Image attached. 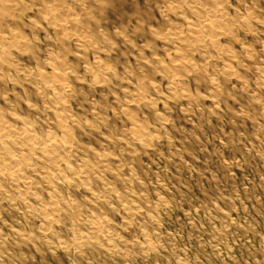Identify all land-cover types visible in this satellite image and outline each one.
Returning a JSON list of instances; mask_svg holds the SVG:
<instances>
[{"label": "rangeland", "instance_id": "obj_1", "mask_svg": "<svg viewBox=\"0 0 264 264\" xmlns=\"http://www.w3.org/2000/svg\"><path fill=\"white\" fill-rule=\"evenodd\" d=\"M183 1L0 0V120L69 141L105 199L57 182L79 209L46 225L1 176L0 264H264V0ZM92 216L113 240L78 244Z\"/></svg>", "mask_w": 264, "mask_h": 264}, {"label": "bare ground", "instance_id": "obj_2", "mask_svg": "<svg viewBox=\"0 0 264 264\" xmlns=\"http://www.w3.org/2000/svg\"><path fill=\"white\" fill-rule=\"evenodd\" d=\"M118 1V0H117ZM186 1V0H185ZM183 1V2H185ZM192 1V0H191ZM196 2V0H194ZM193 1V2H194ZM32 2V1H31ZM182 1H180L181 3ZM200 2V1H199ZM122 3V2H120ZM190 3L187 1V4ZM192 3V2H191ZM198 2L194 3L197 4ZM186 4V5H187ZM9 5V4H8ZM46 5V3H45ZM190 5V4H189ZM192 4V6H194ZM197 9V7H194ZM36 9V8H35ZM39 9V8H38ZM192 9V8H191ZM40 10V9H39ZM17 11V10H16ZM73 11V10H72ZM25 12V11H24ZM61 12V11H60ZM70 13V12H68ZM194 14V13H193ZM7 15V14H6ZM147 15H149L147 13ZM186 15V14H185ZM197 15V14H196ZM248 15V14H247ZM9 16V15H8ZM206 16V15H204ZM208 16V15H207ZM249 16V15H248ZM72 17V16H71ZM2 18V17H1ZM205 18V17H204ZM208 17L205 18V20L207 19ZM215 18V17H214ZM213 18V19H214ZM223 20V18H221ZM220 19V20H221ZM70 20V19H69ZM188 20V19H187ZM210 20V19H209ZM208 20V21H209ZM29 21V20H28ZM64 21V20H63ZM215 21V20H214ZM233 21V20H232ZM58 22V20H57ZM191 22V21H190ZM207 22V21H206ZM224 22V21H222ZM56 23V22H55ZM197 23V22H196ZM201 23H204V22H201ZM200 23V24H201ZM245 23V22H244ZM193 24V23H192ZM199 24V25H200ZM208 23H206L207 25ZM220 24V23H219ZM218 24V25H219ZM210 25H211V22H210ZM201 26H205V25H201ZM224 26V25H223ZM178 27V26H177ZM222 27V26H221ZM63 28V27H62ZM198 28V26H197ZM223 28V27H222ZM227 28V27H226ZM212 29V28H211ZM191 30V29H190ZM197 30V29H196ZM206 30V29H205ZM218 30V29H215V31ZM223 30V29H222ZM10 31V30H9ZM203 31V30H202ZM198 32V30L196 31ZM206 32V31H204ZM193 33V32H191ZM190 33V34H191ZM201 32H199L200 34ZM212 33V32H211ZM101 34V33H100ZM222 34V33H221ZM223 34H224V31H223ZM228 34V33H227ZM230 34V33H229ZM214 35V34H213ZM216 36V35H215ZM219 36V34H218ZM20 37V36H19ZM186 37V36H185ZM202 37V36H201ZM203 38V37H202ZM184 39V38H182ZM198 39V37H197ZM212 40V39H211ZM218 40V39H217ZM205 41V40H204ZM6 42V41H4ZM8 42V41H7ZM191 42V41H190ZM195 42H196V39H195ZM202 43V42H201ZM9 44V43H8ZM202 45H204L205 47V44L202 43ZM20 46V45H19ZM215 46V45H214ZM263 46V45H262ZM219 47V45H218ZM177 48V47H176ZM209 48V47H208ZM220 48V47H219ZM226 50V49H225ZM26 51V50H25ZM1 53V52H0ZM224 53V52H223ZM247 54V53H246ZM34 56V55H33ZM3 57V56H2ZM28 57V56H27ZM58 57V56H57ZM206 57V56H205ZM231 57V56H230ZM233 57V56H232ZM177 58V57H176ZM204 58V57H203ZM220 59V58H219ZM59 61V60H57ZM145 61V60H144ZM13 63V62H12ZM11 63V65H12ZM187 63V62H186ZM62 64V63H61ZM180 64V63H179ZM10 65V64H9ZM181 65V64H180ZM184 65V64H182ZM181 65V66H182ZM38 66V65H36ZM185 67V66H184ZM67 69V68H66ZM230 69V68H229ZM109 70V69H108ZM263 70V69H262ZM234 71V69H233ZM20 72V71H19ZM5 73V72H4ZM45 73V72H44ZM224 73V72H223ZM226 73V72H225ZM233 73V72H232ZM3 74V72H2ZM59 74V73H57ZM235 74V73H234ZM65 74L62 73V77L64 76ZM84 75V74H83ZM94 75V74H93ZM44 76V75H42ZM40 77V76H39ZM51 77H52V74H51ZM59 77V76H58ZM2 78V77H1ZM233 78V77H232ZM235 78V77H234ZM62 79V78H61ZM3 80V79H2ZM50 80V79H49ZM67 80V78H66ZM123 80V79H122ZM63 82L65 80H62ZM52 83H56V81H51ZM61 82V80L59 81ZM255 82V81H254ZM96 83V82H95ZM47 84V83H46ZM61 84V83H60ZM69 84V83H68ZM139 84V83H138ZM34 85V84H33ZM51 85V84H50ZM59 85V84H58ZM65 85V84H64ZM70 85V84H69ZM97 85V84H96ZM231 85V84H230ZM23 86V85H22ZM36 86V85H35ZM48 86V85H47ZM53 86V85H52ZM56 87V84L54 85ZM37 87V86H36ZM4 88V87H3ZM25 88V87H24ZM51 88V87H50ZM63 88V87H61ZM15 89V88H14ZM27 89V88H26ZM56 89V88H55ZM64 89V88H63ZM60 91V90H58ZM57 91V92H58ZM71 91V90H70ZM5 93V91H3ZM69 92V90H68ZM16 94V92H15ZM63 95H65V93H62ZM68 94V93H67ZM254 94V93H253ZM24 95V94H23ZM40 95V94H39ZM17 96V95H16ZM48 96V95H47ZM8 97V96H7ZM53 97V96H52ZM68 97V96H67ZM66 97V98H67ZM51 98V97H50ZM44 99V97H43ZM27 100V99H26ZM54 100V99H53ZM52 100V101H53ZM28 101V100H27ZM31 101V100H30ZM150 101V100H149ZM9 102V101H8ZM51 103V102H50ZM53 103V102H52ZM59 103V102H58ZM116 103V102H115ZM118 104V103H117ZM17 105V104H16ZM36 105V104H35ZM48 105V104H47ZM66 105V104H65ZM78 105V104H77ZM13 106V105H12ZM55 106V105H54ZM1 107V106H0ZM63 107V106H62ZM66 107V106H65ZM5 108V107H4ZM13 108V107H12ZM48 108V107H47ZM32 109V108H31ZM44 109V108H43ZM67 109V108H66ZM1 110V108H0ZM47 110V109H46ZM166 110V109H165ZM2 111V110H1ZM12 111V110H11ZM26 111V110H25ZM65 111V110H64ZM72 111V110H71ZM83 111V110H82ZM61 112V110H60ZM63 112V111H62ZM94 112V111H93ZM13 113V112H12ZM16 113V111L14 112ZM67 113V112H66ZM2 114L3 111H2ZM31 114V113H30ZM15 115V114H14ZM28 115V114H27ZM241 115V114H240ZM13 116V114H12ZM16 116V115H15ZM14 116V117H15ZM30 116V115H29ZM36 116V115H35ZM48 116V115H47ZM68 116V115H67ZM126 116V115H125ZM28 117V116H27ZM29 118V117H28ZM61 118V117H60ZM73 118V117H71ZM21 119H25V118H21ZM65 119V118H64ZM130 119V118H129ZM11 120V119H10ZM19 120V119H18ZM66 120V119H65ZM64 120V121H65ZM69 120V119H68ZM28 121V119H27ZM44 121V120H43ZM48 121V120H47ZM19 122V121H18ZM31 122V121H30ZM34 122V121H33ZM59 122V121H58ZM68 122V121H67ZM70 122V121H69ZM16 124V122H14ZM45 123V122H44ZM64 122L62 121L61 124H59L63 129V131H65V129H68L69 128L67 127L66 123L63 124ZM79 123V122H78ZM24 124V122H23ZM22 124V126H23ZM31 124V123H30ZM35 124V122H34ZM81 124V123H80ZM14 125V124H13ZM76 125V124H74ZM15 127H12L11 125H8L7 123H5V121H1L0 120V140L2 141V146L0 147V177L3 176V178H7L13 185V189L18 191V197L15 196V198H20L22 200V203H26V204H29V206H27V208L29 207L31 209V211H33L35 214L38 213L39 215H41V218H43L45 220V223L47 225V223H51V222H57L61 219V217H63V214L62 213H68L69 215V212L72 213L73 215V212H76V209H79L78 206L75 204V202H73L71 199L68 200V199H61L59 195V191L57 190L56 188V183L57 182H61L62 184H66V185H69V186H76V187H80L81 185L82 186H85L84 188L87 190H90L91 193H92V198L93 200L95 201H104L102 200L103 196L100 195V193H97L95 191H93V189L91 187H89V181L87 179H89V177H85L86 174L85 172L87 171V167L84 166L85 170L84 171L82 168L83 167H80L78 168L77 166H75L73 164V146L72 144L65 140L66 142L62 141V140H59L58 138H61L58 136V138L56 136H52V135H49L50 138H48L45 140L40 137V135H37L36 133L33 132V130L30 128L29 131H26L24 129L23 130V133H19V131L21 130H18V125H14ZM20 126V125H19ZM25 126V124H24ZM23 126V127H24ZM73 126V125H72ZM27 127V126H26ZM57 127H59L57 125ZM71 127V126H70ZM18 128V129H16ZM21 128V127H20ZM35 128V127H34ZM49 128V127H48ZM51 128H49L50 130ZM27 130H28V127H27ZM48 130V132H49ZM73 130V129H71ZM83 130V129H82ZM39 131V130H37ZM51 132V131H50ZM67 133V131H65ZM42 133V132H41ZM52 133H54V131H52ZM64 133V132H63ZM69 133V132H68ZM71 133V132H70ZM89 133V132H88ZM39 134V132H38ZM44 134V132H43ZM57 134V133H56ZM65 134V133H64ZM63 134V135H64ZM86 134V133H85ZM138 134V133H137ZM54 135V134H53ZM67 135V134H66ZM69 135V134H68ZM72 135V133H71ZM70 135V136H71ZM42 136V134H41ZM62 136V135H61ZM65 137V135L63 136ZM73 137V136H72ZM141 137V136H140ZM57 138V139H56ZM66 138V137H65ZM78 138V137H76ZM138 138V137H137ZM136 138V139H137ZM69 140V138H67ZM73 139V138H72ZM87 139V138H86ZM135 139V140H136ZM145 139V138H144ZM96 140V139H95ZM71 141V139H70ZM100 141V140H98ZM143 142V141H142ZM1 144V143H0ZM86 144V143H85ZM76 145V144H75ZM77 147V146H76ZM86 148V147H85ZM99 149V148H98ZM77 150V149H76ZM95 150V149H94ZM80 153V152H79ZM83 153V151H82ZM81 153V154H82ZM103 153V152H102ZM100 154V153H98ZM75 155V153H74ZM83 155V154H82ZM160 155V154H159ZM79 156V155H78ZM262 156V155H261ZM75 157V156H74ZM87 157V156H86ZM95 157V156H94ZM102 157V156H101ZM82 160L84 159L82 156H81ZM80 158V159H81ZM76 159V158H75ZM74 159V161H75ZM79 159V160H80ZM96 160V159H95ZM88 162V161H87ZM104 162V161H103ZM89 163V162H88ZM94 163V162H93ZM92 163V164H93ZM109 163V162H108ZM80 164V163H79ZM91 164V163H90ZM102 164V163H101ZM188 164V163H187ZM77 165V164H76ZM100 165V164H99ZM88 166V165H87ZM102 166V165H101ZM90 167V166H89ZM95 167V166H94ZM93 167V168H94ZM96 167H98L96 165ZM110 167V165H109ZM122 167V166H121ZM133 168V167H132ZM90 169V168H89ZM88 169V170H89ZM92 169V168H91ZM107 171L110 170V169H106ZM95 171V170H94ZM97 171V170H96ZM98 171H99V168H98ZM111 171V170H110ZM40 173V175L42 176V178L44 180H46V182L48 183V185L51 187V191H49V199L47 200H42L39 196H38V193L36 191H34V187L37 186L36 182L34 181V178H31L30 174H38ZM94 173V172H91V174ZM108 173V172H107ZM85 174V175H84ZM95 174V173H94ZM110 174V173H109ZM40 176V177H41ZM89 176V175H88ZM118 176V175H117ZM98 177V176H97ZM6 179V180H7ZM80 179V181L78 180ZM94 179V178H93ZM42 180V179H41ZM84 180H87L88 182L86 183V181ZM91 181V180H90ZM112 181V180H111ZM95 182V181H94ZM127 182V180H126ZM132 182V181H131ZM10 183V184H11ZM43 183V182H42ZM46 183V185H47ZM105 183V182H104ZM2 183H0V189L2 188ZM41 184V183H40ZM60 184V183H58ZM94 184V183H93ZM144 184V183H143ZM104 186V185H103ZM5 187V186H4ZM98 187V186H97ZM112 187V186H111ZM40 188V187H39ZM108 188V187H107ZM110 188V187H109ZM109 188L107 190H109ZM34 189V190H33ZM146 189V188H145ZM6 190V189H5ZM106 190V192H108ZM112 190V189H111ZM133 190V189H132ZM13 191V190H12ZM68 191V190H67ZM66 191V192H67ZM88 191V192H90ZM9 192V191H8ZM39 192V191H38ZM43 192V190H42ZM112 192V191H111ZM116 192V191H115ZM47 193V192H46ZM71 193V192H70ZM90 193V194H91ZM41 194V192H40ZM61 194V193H60ZM68 194V193H67ZM114 194V192H113ZM116 194V193H115ZM119 194V193H118ZM156 194V193H155ZM8 195V194H7ZM42 195V194H41ZM159 195V194H158ZM14 196V195H13ZM13 196H8L10 199L12 200H15L16 199L13 197ZM81 196V195H80ZM134 196V195H133ZM141 196V195H140ZM146 196V195H145ZM7 197V198H8ZM33 197L35 199H37V201H41V203L39 202L40 207H36V205H32L29 203V199ZM62 197V196H61ZM64 197V196H63ZM106 197V194L105 196ZM111 197V196H110ZM113 197V196H112ZM142 197V196H141ZM5 198V197H4ZM32 198V199H33ZM140 198V197H139ZM144 198V196H143ZM3 199V198H2ZM119 199V198H118ZM18 200V199H17ZM117 200V199H116ZM162 200V199H161ZM20 201V200H18ZM35 201V200H34ZM100 201V202H101ZM164 201V200H163ZM10 202V201H9ZM111 202V201H109ZM16 203V202H15ZM19 203V202H18ZM106 203V202H105ZM117 203V202H116ZM119 203V202H118ZM124 203V202H123ZM35 204V202L33 203ZM37 204V205H39ZM109 204V203H108ZM129 204V203H128ZM132 204V203H131ZM127 205L126 206V213L128 214L127 216L131 217L135 212H137V209L135 207V204L134 206L133 205ZM167 204V203H166ZM100 205V204H99ZM15 206V205H14ZM17 206V205H16ZM121 207H122V204H121ZM151 207V206H149ZM108 208V207H107ZM144 208V207H143ZM1 209V208H0ZM14 209V208H13ZM81 209V208H80ZM140 209V207H139ZM160 209V208H159ZM162 209V208H161ZM3 210V209H2ZM27 210V209H26ZM29 210V209H28ZM124 210V209H123ZM85 211V210H84ZM107 212V211H106ZM139 212V211H138ZM79 213V211H78ZM91 213V211H90ZM125 213V214H126ZM30 214V213H29ZM95 214V213H94ZM97 214V213H96ZM33 215V214H32ZM37 215V214H36ZM38 215V217H39ZM77 215V214H76ZM79 215V214H78ZM148 215V214H147ZM31 216V215H30ZM89 216V215H88ZM87 216V217H88ZM126 216V217H127ZM70 217V215H69ZM72 217V216H71ZM78 217V216H77ZM122 217V216H121ZM125 217V218H126ZM151 217V216H150ZM157 217V216H156ZM156 217H153V221L157 220L155 219ZM13 218V217H12ZM66 218V217H65ZM73 218V217H72ZM72 218H69V219H72ZM15 219V218H14ZM68 219V220H69ZM74 219V218H73ZM128 219V217H127ZM16 220V219H15ZM79 220V218H78ZM78 224H82L81 222H83L81 220L78 221ZM87 220V219H86ZM132 220V219H131ZM135 220V219H134ZM85 221V220H84ZM109 221V220H108ZM130 221V219H129ZM158 221V220H157ZM156 221V222H157ZM233 221V220H232ZM60 222V221H59ZM88 222V221H87ZM145 222V221H144ZM159 222V221H158ZM44 223V224H45ZM74 223V221H73ZM85 223V222H84ZM108 223L106 221L105 218L101 217V216H92L90 217V220H89V225H90V231H89V234L87 235H84V234H81L80 232H77L76 231V235H77V240H78V244H84L86 242H90L92 240H96L98 238H100V236L102 235H105L106 237H108L111 233L110 230H109V226H108ZM147 223V222H146ZM191 223V222H190ZM40 224V223H39ZM43 224V225H44ZM51 224H54V223H51ZM78 224L76 226H78ZM42 225V224H41ZM50 225V224H49ZM56 225V224H55ZM72 225V224H71ZM83 225V224H82ZM116 225V224H115ZM129 225V223H128ZM45 226V225H44ZM75 226V227H76ZM23 227V226H21ZM46 227V226H45ZM50 227V226H49ZM58 227V226H57ZM84 227V226H83ZM42 228V227H41ZM147 228V227H146ZM45 231H49V228L46 229V228H43ZM79 229V228H78ZM89 229V228H88ZM130 229V228H129ZM152 229V228H151ZM32 230V229H31ZM51 230V229H50ZM109 230V232H108ZM147 230V229H146ZM40 231V230H39ZM53 231V229H52ZM56 232V231H55ZM142 232V231H141ZM156 232V231H155ZM48 233V232H47ZM85 233V232H84ZM116 233V232H115ZM119 233V231H118ZM147 233V232H146ZM222 233V232H221ZM24 234V233H23ZM53 234V232H52ZM57 234V232H56ZM160 234V233H159ZM112 235V233H111ZM117 235V234H116ZM120 235V234H119ZM151 235V234H150ZM149 235V236H150ZM42 236V235H41ZM56 236V235H55ZM118 236V235H117ZM148 236V235H147ZM24 237V236H23ZM26 237V236H25ZM37 237V236H36ZM68 237V236H67ZM110 239H112L111 236H109ZM14 238V237H13ZM102 238V237H101ZM147 238V237H146ZM152 238V237H151ZM30 239V238H29ZM106 239V238H105ZM104 239V241H105ZM109 238H107L108 240ZM116 238H114L115 240ZM48 240V239H47ZM57 240V239H56ZM113 240V239H112ZM136 240V239H135ZM97 241V240H96ZM118 241V240H117ZM134 241V240H133ZM34 242V241H33ZM102 242V241H101ZM115 242V241H114ZM107 243V241H106ZM109 243V242H108ZM137 243V242H136ZM145 243L144 244V249L149 251V250H153V249H156V246L155 244L152 243V241L149 239H147L146 242H143ZM46 244V243H45ZM52 244H55L54 242ZM59 244V243H58ZM65 244V243H64ZM74 244V243H73ZM71 244V245H73ZM103 244V243H101ZM115 244V243H114ZM113 244V245H114ZM49 245V244H48ZM47 245V247H48ZM88 245V244H87ZM100 245V244H99ZM134 245V244H133ZM36 246V245H34ZM62 247V245H60ZM85 246V245H84ZM135 246V245H134ZM64 247V246H63ZM105 247V245H104ZM107 248V247H106ZM26 249V248H25ZM59 249V248H58ZM108 249V248H107ZM216 249V248H215ZM218 249V248H217ZM60 250V249H59ZM227 250V249H226ZM99 251V250H98ZM146 251V252H147ZM225 252V251H224ZM80 253V252H79ZM93 253V252H92ZM119 253V252H118ZM221 254V253H220ZM76 255V254H75ZM135 255V254H134ZM4 256V255H3ZM219 256V255H218ZM227 256V255H226ZM87 257V256H86ZM125 257V256H124ZM142 259V258H141ZM145 261V260H144Z\"/></svg>", "mask_w": 264, "mask_h": 264}]
</instances>
